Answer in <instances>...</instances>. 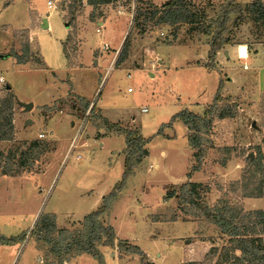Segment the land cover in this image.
I'll return each instance as SVG.
<instances>
[{
  "label": "rangeland",
  "instance_id": "374dc122",
  "mask_svg": "<svg viewBox=\"0 0 264 264\" xmlns=\"http://www.w3.org/2000/svg\"><path fill=\"white\" fill-rule=\"evenodd\" d=\"M32 1L0 0V76L4 80L0 83V100L10 96L5 89V85L9 84L18 102L34 103L32 109L23 112L15 99L13 118L15 112L19 114L18 134L22 138L13 135L12 140L0 144V171L4 166H11L13 169L19 167V173L15 175L38 173L51 160L52 170H48L42 179L43 185L40 191L37 189L39 192L35 196L29 190L33 189L31 185L35 181L31 177L1 184V218L10 221L2 224L3 233L10 236L26 233L36 209L39 214L54 212L57 230L66 228L74 232L81 228L83 216L96 209L102 196L108 194L121 179L125 136L113 130L120 126L150 139V157L140 164L142 170L148 167L149 162L155 164L156 160L158 166L151 169L148 176L141 175L142 170H137L133 178L128 180V177L123 188L126 189L124 197L120 191L112 203L121 195V201L113 210V225L120 237L133 239V244L147 255L145 263L148 264H250L237 260L239 252L230 248L229 236L182 200L179 193L183 183L192 182L197 183V199L211 208L227 202L240 207L238 216L247 211L264 209V197L245 196L243 188L249 186L253 189L254 183L260 180L264 185V93H259L264 92V64L253 65L256 68L255 79L252 76L254 69L250 67L244 81L247 86L254 84L258 93L254 86L247 91L241 86L236 93L222 92L226 75L218 73L216 58L213 69L206 67L208 56L201 63L206 69L187 68L185 63L190 57L189 52L184 46L167 43L186 41L190 26L182 23L168 26L155 24L159 14L153 19L149 17L153 0H122L111 3V9L105 5L93 8L83 0H53L54 8L47 6V0H34L32 7L27 3ZM188 1L200 10L205 8L206 13L201 12L204 17L196 29L200 31L228 1L250 9L255 0ZM165 2L154 5L160 6ZM135 7L146 13L133 20ZM37 12L46 18L49 29L40 25L37 29ZM237 15L231 14V20L226 25L225 36L232 37L231 44H224L222 48H229L230 45L238 48L239 42H247L253 48L264 41V18L255 19L248 12ZM100 21H104V28L97 33ZM28 31L34 40L32 42ZM228 31L230 34H227ZM68 34L71 39L65 42L67 60L70 66L77 65L69 69L61 43ZM128 35L127 60L116 64ZM193 35L200 39L203 34ZM204 37L201 40L209 41V37ZM10 42L12 45L8 50ZM83 42L85 46L82 47ZM105 42L109 44V49L103 52ZM26 45L29 49L31 45L34 50L30 52L32 60L38 58V54L34 53H38L39 49L46 66L55 70L66 86L58 88L48 69L33 67L32 64L25 66L17 63L14 57L6 56L10 50L21 52ZM91 46L96 47L92 55ZM156 54L162 60L160 67L156 66ZM224 72L233 76L241 74L226 69ZM239 79L237 77L235 81ZM219 83L222 84L220 100L211 126L202 135L200 147L189 144L190 131L181 121L174 125L172 122L171 127L162 129L163 135L156 134L160 125L168 122L182 108L198 114L205 112ZM75 91L90 98L87 99V106ZM57 93L62 95L52 101L53 104L37 108ZM98 102L108 120L101 115ZM142 108L147 110L143 112ZM63 114L68 116L67 121L57 119ZM50 117L52 119L48 120ZM70 121H74L72 125ZM107 121L115 127L109 128ZM109 132L112 133L98 138ZM37 134L43 136L38 137ZM77 136L80 137L77 144L86 143L69 151L70 140ZM34 139L47 142L51 149L37 158H26L23 152L28 153V143ZM160 149L166 151L165 158L160 157ZM54 153L55 158L52 159ZM78 154L80 157L76 159ZM242 179L248 183L243 185ZM12 193L14 199L19 200L8 205L6 201ZM111 207L107 213H110ZM23 217L26 220H21ZM249 220L252 224L244 233L253 238L259 237L264 244V232L259 224L254 225L256 218H245L244 223ZM56 231L54 235H57ZM30 237L34 239L39 255H42L37 264H56L49 245L35 236ZM30 237L28 235V239L20 240L10 260L2 257L1 264H32L36 254ZM105 248L108 247L100 249L103 251ZM109 248L115 251L119 261L107 255V258L104 257L105 264H142L138 254H121L116 247ZM82 254L87 253L69 254L64 262L73 261ZM79 264L97 262L88 257Z\"/></svg>",
  "mask_w": 264,
  "mask_h": 264
},
{
  "label": "trees",
  "instance_id": "16d2710c",
  "mask_svg": "<svg viewBox=\"0 0 264 264\" xmlns=\"http://www.w3.org/2000/svg\"><path fill=\"white\" fill-rule=\"evenodd\" d=\"M118 1L122 0H86L87 4L91 5L93 8L111 3L114 4ZM138 1L139 0H137V2ZM150 4H152L153 7V10L149 12L150 19H153L157 14H159L155 24L164 23L168 25H175L179 23H188L190 24V29H197L204 17V15L198 11V8L192 5L191 2H187V0H167L160 6L154 5L153 3ZM141 10L142 9L140 7L134 8L133 20H136L138 16L146 13ZM244 12L253 14L255 19L264 18V0L253 1L250 9L243 7L240 3L228 1L220 8L219 13L215 18L210 19L207 25H203L201 27L200 31L211 36L209 41H207L209 45L207 52L208 61L206 63L207 69L215 68L213 66V60L216 52L222 48L224 44L230 43V39L225 36V33L228 30L226 25L231 20V14H238L237 16H239ZM71 13H73V11H71ZM101 13L99 12L98 14ZM93 16L94 14L92 13V17ZM70 39V34H68L63 43L64 51L65 42ZM128 49L129 35L123 42L116 64L125 60L128 54ZM30 52L29 46L26 45L21 49V52L10 50L6 56L14 57L17 63H26L32 60ZM8 88L10 89V86ZM221 88L222 84L219 83L217 91L212 99V103L205 112L198 114L186 107L182 108L174 113L168 122L162 123L156 134L163 135L162 129L171 127L172 122L180 120L190 131L189 144L194 147H200L203 140V133H205L207 128L211 126L217 102L220 100L219 91ZM79 98L82 102H84L85 106L88 105V102L84 97ZM14 102L15 97L11 92L10 96L0 100V140L13 139L14 127L12 122V109ZM108 127H115V125L108 122ZM113 130L117 133L124 134L125 136L126 145L123 151L124 170L121 179L115 183L111 191L102 196L100 205L83 216L81 228L74 232H70L66 228L57 230L55 215L53 213L49 214L42 212L37 217L33 226L26 233L23 232L20 235L9 237L0 234V243H11L24 238L28 239V235L29 237L35 236L39 241L49 245L50 252L56 257V264H63L64 261L67 260V256H69V254L78 255L81 253L89 254L97 262V264H105L104 255L99 248L100 246L116 247L121 254H138L141 263L148 264L145 263L147 255L138 245L130 243L125 239H118L115 243L116 233L114 227L110 224H105L101 220V216L108 211L112 203L117 199L119 192L124 188L125 182L134 172L136 164L148 154L144 145L150 140L140 133L131 129H124L120 126ZM50 149L51 148L47 142L34 139L28 143V153H23H26V158H37L43 152ZM1 155L2 153L0 152V156ZM196 157L199 160L200 156L197 155ZM28 165H30V163ZM0 173L3 175L14 176L19 173V167L13 169L11 166H4ZM241 183L246 185L248 182L245 179H242ZM196 188L197 183H183L180 187V198L185 200V202L193 208L199 210L202 216L215 223L220 228L222 233L229 236L230 248L239 252L236 258L237 260L247 261L250 264H264V244L261 239L259 237L253 238L247 236L246 233H244L245 231H248L250 226L249 224H252L250 220L247 223H244L245 218L253 216L256 218V220H254V225L256 226L259 224L261 231L264 232V209L247 211L241 216H238L240 207L237 205H230L227 202H224L221 206L211 208L197 199L198 194L196 192ZM243 188L245 196L264 197V185L261 180L254 183L253 189L249 186H244ZM238 217L239 221L237 220ZM55 231L57 232V235L53 234Z\"/></svg>",
  "mask_w": 264,
  "mask_h": 264
},
{
  "label": "crops",
  "instance_id": "0c3cea01",
  "mask_svg": "<svg viewBox=\"0 0 264 264\" xmlns=\"http://www.w3.org/2000/svg\"><path fill=\"white\" fill-rule=\"evenodd\" d=\"M84 2L86 1V0H83ZM160 1H163V2H165V1H167V0H153V2H154V4H158V2H160ZM29 5H31L32 7H34V0L32 1V2H27ZM112 4H106L105 6L106 7H108V9H111L112 7ZM88 6V5H87ZM200 7H198V11L199 12H205V8L203 7L202 9H203V11H202V9L200 10L199 9ZM108 9H107V11H108ZM120 13H123V11L121 12L120 11ZM124 13H126V12H124ZM206 13V12H205ZM218 15V14H217ZM217 15H215V17L217 16ZM234 16V15H233ZM46 19V18H45ZM106 19H108V18H106ZM42 20H43V17H42V13H38L37 12V16H36V27L38 26V25H40V27H42ZM105 21V20H104ZM104 21L102 22V21H100L99 22V26H100V28H99V31H97V33H99V32H101L102 31V29L104 28ZM46 23H47V27L46 28H44V27H42L43 29H49L50 28V24L48 23V21L46 20ZM182 24H185V25H189L190 26V24H188V23H182ZM166 26H168L167 24H165ZM35 29V28H34ZM34 29L32 30V33H34ZM37 29H38V27H37ZM97 30V29H96ZM28 33V38H29V40H30V42H32V41H34V40H32L31 39V37H30V35H29V31L27 32ZM196 33H201V34H203L202 35V37H204L206 34H204L202 31H198V30H196V29H190V27H188V30H187V40L186 41H184V42H182V43H180V44H176V43H167V44H170V45H173V46H179V45H181V46H184L185 48V50L186 51H188L189 52V54H190V57H189V59L187 60V62L185 63V66L187 67V68H204V69H206L205 68V66H203V65H201V63L202 62H204L205 61V59H206V57H207V52H208V49H209V45H208V43H207V41H206V39H204V40H201L202 39V37L199 39L198 37H194L195 35H193V34H196ZM227 34H230V32L228 31V33ZM193 35V37H191ZM207 37H209L210 38V35H206ZM226 37H228L230 40L232 39V37H229V35H226ZM205 38V37H204ZM64 41H65V39H64ZM64 41H62L61 43H62V46H63V43H64ZM85 41V40H84ZM12 42H13V39H12ZM12 42H10V46L8 47V50L10 49V47H11V45H12ZM233 42V41H232ZM35 43V42H34ZM106 43V42H105ZM85 44V42H83L82 43V47L83 46H85L84 45ZM164 44H166V43H164ZM227 44H231V43H226V45ZM161 45V44H160ZM238 48L236 47V46H232V45H230V47L228 48V47H225V48H220L217 52H216V55H215V60H217L218 61V63H216V68L218 69V73L219 74H221V75H223V74H225L226 76H224L225 77V81H224V85H223V90H222V92H229V93H236V91H237V88H240L241 86H244V88L246 89V91H247V88H250V86H247V84H246V86H245V84H244V81L245 80H247V76H246V72L247 71H249V70H251L252 69V67H253V65L255 64H264V41H261V42H258L257 43V45L255 44V46H253V48H251L252 46H250V44H248L247 42H239L238 43ZM37 46V45H36ZM159 46V45H158ZM38 48V47H37ZM96 47L95 46H91L90 47V52H91V55H92V52H93V50L95 49ZM107 49H109V44H108V48ZM107 49H104L103 50V52L105 51V50H107ZM7 50V51H8ZM241 50V51H240ZM30 51H32V52H34V50L32 49V47H31V45H30ZM37 51H38V53H34L35 55L36 54H38V58L36 59V60H30V61H28V62H26V63H19V64H22V65H30V64H32V66L33 67H37V68H46V69H48V72L51 74V76H52V79H54L53 81H54V83H55V85L58 87V88H60L61 89V87L63 86H66L65 85V82L64 81H62L63 80V78L60 76V75H58L57 73H56V71L55 70H53V69H51L50 67H48V66H46V64H45V62L43 61V59H42V57H41V55H40V52H39V49H37ZM242 51H244L243 53H242ZM63 52H64V55H65V57H66V65H67V67H68V69H69V67L70 68H72V67H76L77 65H72V66H70L69 65V63H68V60H67V56H66V53H65V51H64V48H63ZM88 52H89V50H88ZM5 53H7V52H5ZM90 55V56H91ZM158 57H156L155 58V61H157L158 63H156V66L158 65V67H160L161 65L159 64V63H161V59H160V57H159V55L158 54H156ZM127 60V58L124 60V62ZM154 61V59H152V62H155ZM195 61H199L200 63H195ZM123 62V63H124ZM160 65V66H159ZM252 65V66H251ZM79 67H82V66H79ZM250 67H251V69H250ZM49 68H50V70H49ZM157 68V67H156ZM224 69H226L227 71H231V72H233V73H235V72H240L241 74L239 75V76H233L232 74H228L227 72H224ZM253 74H252V76L254 77V79H255V73H256V71H255V69L256 68H254L253 67ZM67 75H68V73H67ZM150 75L151 76H153V74H151L150 73ZM0 77H2V76H0ZM237 77H240V79L238 80V82H236L235 80L237 79ZM0 83H4V80H3V77H2V81L0 82ZM10 85L9 84H6L5 85V89L6 90H8L9 92H11V93H13V91H12V88H11V86H10V89L8 88ZM255 87L256 88V86L253 84L251 87ZM217 89V88H216ZM256 90H257V93H258V89L256 88ZM76 92V91H75ZM76 93H78L79 95H81V97H84L86 100L87 99H90L89 97H86L85 95H83L82 93H79V92H76ZM259 93H264V92H259ZM13 95H14V93H13ZM62 95V93H57V94H55V95H52L51 97H49L48 98V100L46 101V103H44V104H39L38 106H37V108H39V107H41V106H44V105H50V104H53V102L52 101H54L56 98L58 99L60 96ZM15 97V96H14ZM16 99V104H17V106H21L18 102H17V98H15ZM99 101V100H98ZM25 102H29V101H25ZM32 103V107L34 106V103L33 102H31ZM52 106V105H51ZM98 106H99V109H100V113H101V115L106 119V120H108V118L106 117V115L103 113V108L102 107H100V105H99V102H98ZM22 107V111L23 112H26V111H28V110H25L24 108H23V106H21ZM32 107H31V109H32ZM193 107V106H192ZM147 110V109H146ZM143 112H145V111H143ZM43 115H46V114H44V113H42ZM67 118H68V116L66 115V114H63V115H60V116H57V119L58 120H64V121H67ZM50 119H52V117H50L48 120H50ZM57 119H54V120H57ZM72 120V119H71ZM178 121H180V120H175L174 122H173V125L174 124H176ZM13 127H14V135L17 137V138H22L21 136H19V134H18V130H19V125H20V120H19V114H17L16 112H15V116H14V118H13ZM71 122V125L73 124V122L72 121H70ZM188 130V129H187ZM103 133V132H102ZM110 133H112V132H109V133H106V134H102L101 136H99L98 138H101V137H104L105 135H107V134H110ZM115 134V133H114ZM164 134L165 135H167V133H165V131H164ZM123 135V134H122ZM37 136L38 137H40L38 134H37ZM171 137L173 136V135H170ZM169 136V138H171ZM34 137V136H33ZM168 137V136H167ZM174 137V136H173ZM35 138H36V136H35ZM78 138H80V137H75V138H72L71 140H70V142H69V147H70V149H69V151H72V150H75V149H77L78 148V146H80L81 144H85L86 142H81V144L79 143V144H77V142L79 141V140H77ZM24 139V138H23ZM3 141H6V140H1L0 141V144H2L3 143ZM7 142H9V141H7ZM88 142V141H87ZM148 143H149V141L144 145L145 146V148L147 149V151H148V154L146 155V156H144L137 164H136V166H135V168H134V172L129 176L130 178L128 179V180H130L131 178H133L134 176H135V174H136V171L137 170H142L143 168H142V166L140 165V164H142L144 161H146V159L147 158H149L150 157V153H151V151H150V149H149V147H148ZM91 144V143H90ZM101 144H102V142H101ZM125 145H126V143H125ZM124 148H125V146L122 148V153H123V161H124ZM262 152L264 153V143H263V145H262ZM55 153H56V150H55ZM55 153H54V156H53V158L52 159H54L55 158ZM163 155H162V154ZM166 151L164 150V149H162V151H161V149L159 150V155H160V157H164L165 158V156H166ZM80 157V154H78L77 156H76V159H78ZM51 162H52V160L50 161V162H48V164L46 165V167L44 168V170L43 171H41V172H38V173H26V174H22V175H15V176H8V175H0V187H1V184L4 182V181H6V182H11V181H15V180H22V179H24V180H26V179H28V178H33V179H35V181H34V184L33 185H31L32 186V188L33 189H31V188H29V190H31L32 191V196L34 195H36V193H37V195H38V192L40 191V188H41V186L43 185L42 184V179L43 178H45V176L48 174V170H52V164H51ZM158 166H157V160H156V163L155 164H153L152 162H149V164H148V167H146L144 170H142V171H140V174L141 175H143V176H148L149 175V171L151 170V169H153V168H157ZM164 171L165 172H167V169L165 168L164 169ZM178 182H180V181H178ZM19 183V182H18ZM17 183V184H18ZM172 183V182H171ZM174 183H177V182H174ZM29 184V183H28ZM25 185H26V182H25ZM30 186V185H29ZM28 186V187H29ZM26 188V187H25ZM37 189H39V191H37ZM125 190L126 189H122L121 190V194H122V196L124 197V194H125ZM5 192V191H4ZM120 197H121V195H120ZM118 198V200L112 205V207H111V209L109 210V212L110 213H107V212H105L102 216H101V220L105 223V224H110V225H112L113 227H115L114 225H113V215H114V212H113V210H114V207L116 206V204L117 203H119L120 201H121V198ZM122 197V198H123ZM18 200L19 199H14V193H12V194H10V197H8V199H7V201H6V203L8 202V205L9 204H12V203H14L15 201H17L18 202ZM2 192H1V188H0V234L1 235H3V236H6V237H9L10 235L9 234H4L3 233V231H2V224L5 222V223H9L10 221L9 220H3L2 218H1V216L3 215V213H2ZM7 206V204L5 205V207ZM50 212H52V211H50ZM54 213V212H53ZM39 214V211H37V209L35 210V212H34V214H33V216H32V219H31V221H30V227H28V230L33 226V224H34V221L36 220V217H37V215ZM108 214L110 215L111 214V216L110 217H108ZM107 218H108V220H107ZM21 220H26V217H23V218H21ZM115 229H116V227H115ZM115 233H116V240H115V242L118 240V239H125V240H128V242H132V243H134V240L133 239H131V238H127V237H120V235H119V233H118V231H117V229H116V231H115ZM9 235V236H8ZM12 236H16V235H12ZM29 239H32V241H33V247H34V251H35V256H34V259H33V263L32 264H37V262L40 260V256H42V255H39V251H38V249L35 247V241H34V239L32 238V237H30ZM19 242H20V240H18V241H14V242H11V243H0V264H1V261H2V257L4 258V259H6V260H10V258H11V255H13V253H14V250H16L17 249V247H18V245H19ZM101 247H108V248H105L103 251H102V253H103V255H104V257L105 258H107V255H108V258H112V259H114V260H116V261H119L118 260V258L116 257V254H115V251L114 250H110V248H109V246H100L99 248H101ZM101 250V249H100ZM88 257H91L90 255H88V254H82V255H79V256H77L73 261H70V262H64V264H79L81 261H83V260H86Z\"/></svg>",
  "mask_w": 264,
  "mask_h": 264
},
{
  "label": "water",
  "instance_id": "95a60500",
  "mask_svg": "<svg viewBox=\"0 0 264 264\" xmlns=\"http://www.w3.org/2000/svg\"><path fill=\"white\" fill-rule=\"evenodd\" d=\"M66 26H68V24L66 23ZM42 27H44V28H46L47 27V23H46V19L45 18H43V20H42ZM18 102V101H17ZM21 106H23V108L25 109V110H28V109H31V107H32V103L31 102H18ZM255 123L253 122V125H254ZM249 156L250 157H252V154H249Z\"/></svg>",
  "mask_w": 264,
  "mask_h": 264
},
{
  "label": "built area",
  "instance_id": "2783aa9c",
  "mask_svg": "<svg viewBox=\"0 0 264 264\" xmlns=\"http://www.w3.org/2000/svg\"><path fill=\"white\" fill-rule=\"evenodd\" d=\"M46 4H47V6L49 8H54L55 7L53 0H47ZM99 28H100V26L97 28V31H99ZM102 48L103 49H107L108 48V43H103ZM1 81H2V77H0V82ZM142 111H146V108H142ZM39 136L42 137L43 134H39Z\"/></svg>",
  "mask_w": 264,
  "mask_h": 264
},
{
  "label": "bare ground",
  "instance_id": "6f19581e",
  "mask_svg": "<svg viewBox=\"0 0 264 264\" xmlns=\"http://www.w3.org/2000/svg\"><path fill=\"white\" fill-rule=\"evenodd\" d=\"M241 51V50H240ZM244 51H242V53H243ZM245 53V52H244Z\"/></svg>",
  "mask_w": 264,
  "mask_h": 264
}]
</instances>
